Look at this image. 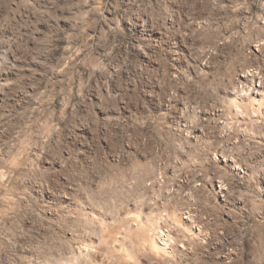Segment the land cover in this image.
<instances>
[{"label":"rangeland","instance_id":"374dc122","mask_svg":"<svg viewBox=\"0 0 264 264\" xmlns=\"http://www.w3.org/2000/svg\"><path fill=\"white\" fill-rule=\"evenodd\" d=\"M0 264H264V0H0Z\"/></svg>","mask_w":264,"mask_h":264}]
</instances>
